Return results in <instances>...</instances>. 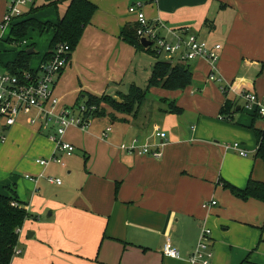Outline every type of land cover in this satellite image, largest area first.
<instances>
[{"label":"crops","instance_id":"obj_1","mask_svg":"<svg viewBox=\"0 0 264 264\" xmlns=\"http://www.w3.org/2000/svg\"><path fill=\"white\" fill-rule=\"evenodd\" d=\"M37 1L23 9L17 22L56 24L68 4L43 7L45 1L40 6ZM87 1L97 11L56 81L60 105L74 106L81 95L108 96L120 103L116 95L125 96L132 87L144 90L143 83L146 88L158 59H146L145 50L122 36L136 26L128 11L135 3L142 4L150 23L185 28L209 44H220L216 75L221 81L208 80L204 61L187 63L192 83L185 89L151 88L134 114L106 108L109 116L95 119L86 131L67 130L63 139L75 149L70 160L55 153L46 137L16 124L13 128L23 130L33 153L24 166L31 192L14 184L17 197L28 214L33 207L47 211L38 222L28 215L34 223L26 239L36 241H28L31 250L27 247L17 264H189L187 255L204 227L211 231V264H264V203L237 199L224 188V183L243 190L250 180L264 182V163L254 157L255 131L264 129V121L245 110L238 98L241 92L264 98V0ZM8 2L0 0V24ZM6 29H0V66L5 70L26 50L32 51L30 69H36L53 31H45L50 35L47 44L38 46L35 37L43 34L38 30L12 44L10 27ZM225 101L233 109L221 115ZM178 109L182 112L176 113ZM106 127L111 132L104 139ZM156 129L166 133L160 147ZM134 140L152 150L158 147L160 158L127 154L125 148ZM232 143L244 155L227 148ZM53 156L62 158L63 165L51 162ZM41 159L49 160L46 167L36 164ZM58 166L66 169L64 183L56 176L62 170ZM46 177L61 184H50ZM46 187L59 188L56 198L44 193ZM166 238L181 258L162 256Z\"/></svg>","mask_w":264,"mask_h":264},{"label":"built area","instance_id":"obj_2","mask_svg":"<svg viewBox=\"0 0 264 264\" xmlns=\"http://www.w3.org/2000/svg\"><path fill=\"white\" fill-rule=\"evenodd\" d=\"M33 4V0H9L0 29L4 30L20 20L23 9ZM129 13L135 15V34L140 43L141 39L150 42L149 48L155 55H163L171 63L186 65L192 61H204L209 66L208 80L220 82L216 75L217 63L220 59L222 46L220 44H209L205 39L200 38L188 29H170L162 22L150 23L145 17L141 3H135L128 9ZM71 51L67 45L55 47L49 59L41 62L34 73L26 72L21 76H16L4 70L0 72V130L5 132L16 124L19 120H25L27 126L33 127L41 136L46 137L53 145L55 153H62L69 157L74 153V147L63 138L67 130L71 128L86 131L95 120L93 113L94 106L87 107L84 104L78 106H62L54 95L56 81L60 74L68 65ZM225 93L226 88H220ZM238 98L243 101V108L253 114L257 113L264 119V98H259L253 93L241 92ZM111 132L110 127H106L101 133V138H107ZM156 138L161 140L158 147L163 146L166 140V133L156 129ZM5 137L0 135V142H4ZM230 149L241 151L238 143L228 145ZM152 150L148 145H144L137 140L132 141L125 150L129 155L149 156L159 159L161 153L159 149ZM51 162L63 165L59 156H53ZM49 160H37L36 164L46 167ZM50 184L60 185V179L46 177ZM215 205V201L210 203ZM16 206L15 203L11 204ZM207 207V204L204 205ZM15 234L20 237L22 227L15 230ZM211 231L204 227L200 233L195 249L187 255L189 264H211L213 252L211 250ZM21 250L17 247L13 250V258L18 257ZM162 256L171 259L181 258L180 252L173 246L171 240L166 238L162 249Z\"/></svg>","mask_w":264,"mask_h":264},{"label":"trees","instance_id":"obj_3","mask_svg":"<svg viewBox=\"0 0 264 264\" xmlns=\"http://www.w3.org/2000/svg\"><path fill=\"white\" fill-rule=\"evenodd\" d=\"M43 7L57 5L60 1H67L65 14L56 24L40 23L35 19L21 20L10 26L9 43L17 44L24 39L28 31L31 29L38 30L41 34L45 31L52 30V37L48 44V50L43 56L41 62L46 61L51 56V53L58 45H67L72 52L78 45L84 29L90 23L93 15L97 11V7L87 0H44ZM122 36L127 43L131 44L138 50L149 52V48L145 49L139 43L135 28L129 31H122ZM32 55H27V51L22 50L17 53L13 62L6 65V69L13 75L21 76L26 72L34 73L30 69V58ZM156 58V55H152ZM157 59V58H156ZM192 83L191 72L179 63L171 64L168 61L157 60L153 66L151 75L148 79L147 86L144 90L137 87H132L129 93L120 99V103L115 99L102 96L94 97L87 96L86 99L82 95L75 103L76 106L84 104L87 107L94 106L96 108L93 113L94 119L109 116L107 109L120 112L123 114H134L144 101L145 96L151 88H162L168 91L183 90ZM85 99V100H84ZM233 103L225 101L224 106L220 110L221 115H226L233 109ZM171 106V105H170ZM171 113H175L173 107ZM181 110H176V113H181ZM254 117L258 118L255 113ZM258 141V147L254 157L264 163V129L255 131ZM226 188L235 198L246 201L255 199L264 203V182L250 180L245 189H237L227 183H224ZM8 195H0V264H10L13 259V250L18 244L19 237L15 234L17 228L22 227L23 223L28 219V213L24 209L17 197L15 187L8 189ZM15 203L16 206L11 204Z\"/></svg>","mask_w":264,"mask_h":264},{"label":"rangeland","instance_id":"obj_4","mask_svg":"<svg viewBox=\"0 0 264 264\" xmlns=\"http://www.w3.org/2000/svg\"><path fill=\"white\" fill-rule=\"evenodd\" d=\"M37 2H39L38 3L39 6L41 4H43V0H38ZM40 2H42V3L40 4ZM5 31H7V29ZM49 36L50 35H48L46 32L43 33L41 36H36L35 39L37 41L38 46L47 44V40H48ZM17 44H20V41ZM15 50H17V49L15 48ZM149 52L152 53V51H149ZM152 55H154V54H152ZM152 55L150 53L144 52V57L146 59H152L153 63H154L156 61V59ZM156 58L158 60H163L164 56L163 55H156ZM1 62L4 63V57L3 56L1 57ZM171 64L174 65V63H171ZM0 72H4V67L0 66ZM141 88L145 89L144 83L141 85ZM116 96L118 99L123 98L122 94H119ZM109 112H111V111H109ZM261 120L264 121V119H261ZM2 122L3 121H1L0 124ZM18 124L22 125L21 127H23V128H26V129L29 128L31 130H34L33 127L31 128V127L27 126L28 124L25 122V120H19ZM13 127L6 129L5 132H2L0 130V135H3L5 137V140H6L5 143H3V144L0 142V195H3V196L8 195L7 189L9 187L14 188L15 185L19 186L23 191L25 190V192H29V193L31 192L30 187H29V183L26 180H24L25 163H26L27 159H30L33 156V153L31 152V143L27 142L24 139L27 135L23 132L22 129L19 131H16V129H14ZM60 159H61V162L63 164L64 161L62 160V158H60ZM68 159L70 160L72 158L68 157ZM58 167H60L62 170L57 171L56 176L60 177L62 179V181L67 180L66 169L63 168L62 166H58ZM77 172L80 173L79 168H78ZM52 176H54V175H52ZM64 181H63V183H64ZM59 191H60L59 188L46 187L44 190V193H46L48 196L56 198L53 195L58 194ZM41 196H44V195L41 194ZM21 200H23V199H21ZM46 213H47V211H45V210L40 213V209L36 210L33 207L31 213H29V214H31L30 218L36 217V220H34V222H38V220L39 221L41 220L40 217L45 219L46 216L44 214H46ZM30 218L27 219L23 223V225H22V233L23 234H22V236L19 237L18 244L16 246L18 249L21 250V255H20V257H17V258L14 257L10 264H17V261L19 259L24 258L28 248L30 247L29 243L36 241L35 239L32 241H30L31 239L30 240L26 239V233L32 232L31 229L29 230L28 226H29V224L34 223V222H32V220ZM28 241H30V242H28Z\"/></svg>","mask_w":264,"mask_h":264},{"label":"water","instance_id":"obj_5","mask_svg":"<svg viewBox=\"0 0 264 264\" xmlns=\"http://www.w3.org/2000/svg\"><path fill=\"white\" fill-rule=\"evenodd\" d=\"M140 44H141V46L144 47V48L150 46V42H148V41H146V40H144V39H141V40H140ZM31 53H32V51L27 52V55H30ZM30 237H31V235L29 234V235H28V238H30Z\"/></svg>","mask_w":264,"mask_h":264}]
</instances>
